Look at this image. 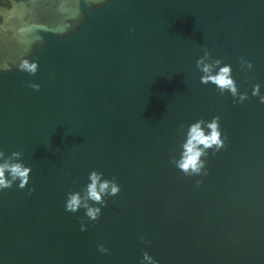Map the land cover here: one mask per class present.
<instances>
[{
  "label": "water",
  "instance_id": "obj_1",
  "mask_svg": "<svg viewBox=\"0 0 264 264\" xmlns=\"http://www.w3.org/2000/svg\"><path fill=\"white\" fill-rule=\"evenodd\" d=\"M205 48L247 99L201 83ZM259 96L264 0H0V151L31 168L0 189V264H264ZM213 116L225 145L187 176L171 160ZM92 170L120 185L97 220L65 208Z\"/></svg>",
  "mask_w": 264,
  "mask_h": 264
},
{
  "label": "clouds",
  "instance_id": "obj_2",
  "mask_svg": "<svg viewBox=\"0 0 264 264\" xmlns=\"http://www.w3.org/2000/svg\"><path fill=\"white\" fill-rule=\"evenodd\" d=\"M210 56L208 50L204 49V55L197 59L196 67L203 73L200 77L201 83H213L217 89L223 93L228 91L233 97H238L239 101L247 99V93H240L236 81L231 75V66L223 64L221 60L215 59L211 62L208 61ZM242 66L252 67L249 61L240 59ZM19 70L27 72L28 74H35L38 70V64L35 61L28 59L22 60L18 65ZM31 88L39 90L40 85L31 83ZM259 84L252 86V95H259ZM260 102L264 103V96H259ZM183 127V125H181ZM225 145V138H222L219 116H213L210 121L198 119L191 123L186 132V138L182 142L181 152L179 158H172L171 162L185 175H201L202 172L206 174L205 163L202 157L208 155V150L212 149L213 152L218 151ZM21 152L13 151L10 155H6L4 151H0V189L11 188L13 183L18 181V187L23 189L29 181V174L31 168L25 166L20 159ZM103 173L92 170L89 173V182L79 192H69L65 202L67 211L76 212L80 208L85 209L86 216L91 220H97L101 214V208L96 205H104L105 196H115L120 192V185L117 183L116 178L111 179L102 178ZM197 184L201 181L197 180ZM33 189H29V194ZM92 202L91 204L89 202ZM81 230H84L83 223ZM141 239H144L141 237ZM102 252L107 249L103 245H98ZM147 261L149 264H157L147 252L143 253L141 264Z\"/></svg>",
  "mask_w": 264,
  "mask_h": 264
}]
</instances>
